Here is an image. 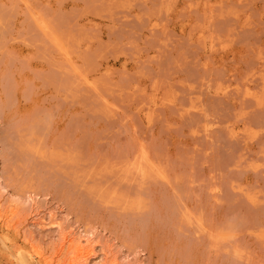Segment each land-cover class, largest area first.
<instances>
[{
    "label": "rangeland",
    "instance_id": "rangeland-1",
    "mask_svg": "<svg viewBox=\"0 0 264 264\" xmlns=\"http://www.w3.org/2000/svg\"><path fill=\"white\" fill-rule=\"evenodd\" d=\"M0 175L117 264H264V0H0Z\"/></svg>",
    "mask_w": 264,
    "mask_h": 264
},
{
    "label": "bare ground",
    "instance_id": "bare-ground-1",
    "mask_svg": "<svg viewBox=\"0 0 264 264\" xmlns=\"http://www.w3.org/2000/svg\"><path fill=\"white\" fill-rule=\"evenodd\" d=\"M139 159L132 165V169L140 176H144L149 168L143 156ZM10 192H7L0 175V255L3 252V256L12 261L11 264H97L98 262L117 264L119 257L111 255L110 249H104L92 232L75 228L72 224L67 225V216L59 215L56 210L46 206L42 208L34 206L33 198L24 197L25 200L19 201L15 197L17 194L12 196ZM27 204L29 205L25 206ZM21 209L27 211L23 220L17 219ZM26 225L55 232L58 237L56 248H53L52 252L49 251L50 253L42 251L38 246L33 245L30 237L19 235L22 232L20 227L24 228ZM12 231L17 234V238L19 235L20 246L9 238ZM122 257L126 264H141L140 261L129 263V256Z\"/></svg>",
    "mask_w": 264,
    "mask_h": 264
}]
</instances>
